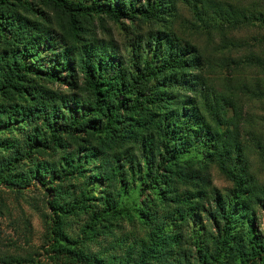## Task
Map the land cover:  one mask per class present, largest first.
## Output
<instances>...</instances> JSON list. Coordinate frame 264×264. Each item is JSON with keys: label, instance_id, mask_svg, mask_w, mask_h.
<instances>
[{"label": "trees", "instance_id": "obj_1", "mask_svg": "<svg viewBox=\"0 0 264 264\" xmlns=\"http://www.w3.org/2000/svg\"><path fill=\"white\" fill-rule=\"evenodd\" d=\"M2 188L52 264H264V0H0Z\"/></svg>", "mask_w": 264, "mask_h": 264}, {"label": "rangeland", "instance_id": "obj_2", "mask_svg": "<svg viewBox=\"0 0 264 264\" xmlns=\"http://www.w3.org/2000/svg\"><path fill=\"white\" fill-rule=\"evenodd\" d=\"M213 183L226 187L228 183L213 169ZM0 191V264L2 256L9 255L10 264H52L46 252L42 219V201L33 200L35 191L17 193L9 189ZM27 219L29 231H25L23 220Z\"/></svg>", "mask_w": 264, "mask_h": 264}]
</instances>
